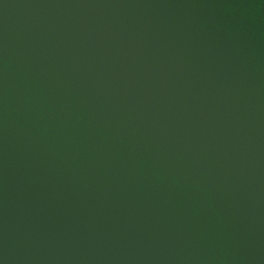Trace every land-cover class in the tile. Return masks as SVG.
I'll return each instance as SVG.
<instances>
[{"label":"water","instance_id":"water-1","mask_svg":"<svg viewBox=\"0 0 264 264\" xmlns=\"http://www.w3.org/2000/svg\"><path fill=\"white\" fill-rule=\"evenodd\" d=\"M0 264H264V0H0Z\"/></svg>","mask_w":264,"mask_h":264}]
</instances>
